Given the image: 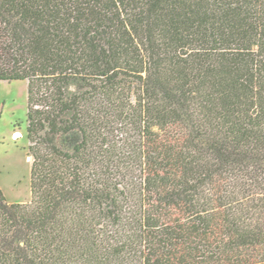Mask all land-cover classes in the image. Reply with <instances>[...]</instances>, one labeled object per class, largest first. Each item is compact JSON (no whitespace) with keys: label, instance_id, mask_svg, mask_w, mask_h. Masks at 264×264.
Segmentation results:
<instances>
[{"label":"trees","instance_id":"1","mask_svg":"<svg viewBox=\"0 0 264 264\" xmlns=\"http://www.w3.org/2000/svg\"><path fill=\"white\" fill-rule=\"evenodd\" d=\"M0 80L34 157L0 264H264V0H0Z\"/></svg>","mask_w":264,"mask_h":264},{"label":"rangeland","instance_id":"2","mask_svg":"<svg viewBox=\"0 0 264 264\" xmlns=\"http://www.w3.org/2000/svg\"><path fill=\"white\" fill-rule=\"evenodd\" d=\"M28 81L0 80V189L9 202H29Z\"/></svg>","mask_w":264,"mask_h":264},{"label":"built area","instance_id":"3","mask_svg":"<svg viewBox=\"0 0 264 264\" xmlns=\"http://www.w3.org/2000/svg\"><path fill=\"white\" fill-rule=\"evenodd\" d=\"M29 159H30V160H31V159L33 160V159H34L33 155H32ZM33 161H34V160H33Z\"/></svg>","mask_w":264,"mask_h":264}]
</instances>
